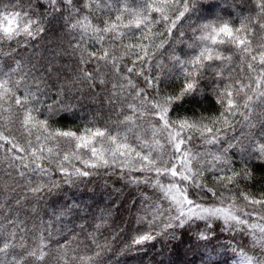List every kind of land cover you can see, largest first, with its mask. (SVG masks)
<instances>
[{
    "label": "snow or ice",
    "instance_id": "obj_1",
    "mask_svg": "<svg viewBox=\"0 0 264 264\" xmlns=\"http://www.w3.org/2000/svg\"><path fill=\"white\" fill-rule=\"evenodd\" d=\"M0 264H264V0H0Z\"/></svg>",
    "mask_w": 264,
    "mask_h": 264
}]
</instances>
